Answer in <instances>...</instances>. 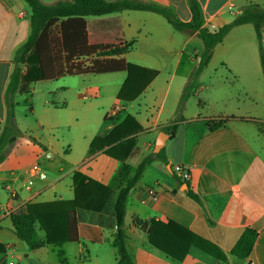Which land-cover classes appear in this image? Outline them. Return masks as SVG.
Returning <instances> with one entry per match:
<instances>
[{
    "label": "crops",
    "instance_id": "1",
    "mask_svg": "<svg viewBox=\"0 0 264 264\" xmlns=\"http://www.w3.org/2000/svg\"><path fill=\"white\" fill-rule=\"evenodd\" d=\"M40 1L46 5L56 3L52 0ZM130 1L167 7L182 22L191 20L188 0ZM197 2L204 26L212 31L231 22L250 4L264 9V0ZM30 14L27 15L22 0H0V133L6 116L5 89L14 67L15 52L29 36ZM113 19L119 20L124 40L134 42L133 50L124 56L125 60L143 68L155 70L149 64L157 63L162 56H172L177 51V70L182 62V50L191 44L200 45V39L195 33L179 32L162 16L153 12L122 11L103 17H88L86 20L89 24H99ZM248 27L253 29L251 24H244L232 29L226 37L231 33L246 32ZM202 50L203 44L200 53ZM194 54L196 57L197 54ZM124 74L122 81L116 85L113 105L105 116V120L111 123L103 133L75 134L71 141L51 144L49 151H45L48 162L41 156L30 163H22L16 157H5L8 161L7 169L0 168V244L4 247V253H0V264H116L115 250L111 245L116 230L113 202L123 186L117 178L122 163L104 154L103 150L90 153L89 149L94 138L105 137L127 116L132 117L141 128L130 137L134 138V144L126 163L133 170L143 158L153 156L154 144L160 132L169 136L163 148L167 162L153 161L147 165L127 198L124 230L126 249L132 263L264 264V84L259 81L254 83L257 91L253 96L245 90L247 104L233 103L230 95L223 100L206 97V103L200 99L194 111L187 114L183 110V120L175 123V134L170 137L163 129L174 124L177 112L174 107L161 121L164 99L157 113L146 117L145 121L130 114L120 116L131 103L147 93L154 82L136 100L124 102L117 98L126 77ZM86 76L90 75L76 77L84 79ZM254 77H258V74ZM203 91L208 95L211 85L198 87L194 94L199 95ZM117 104L122 109L112 114L111 110ZM203 104L212 108V112L202 114ZM37 161L43 165L46 177L43 180L35 178L33 184L26 187L28 168ZM175 165L188 170L189 180H182L173 171ZM75 173L104 188L96 201L97 210L75 209L77 242L30 250L15 235L10 215L5 214L1 207L9 202V190L17 193L15 201L9 204L22 212L33 204L71 201L74 199ZM147 188L156 191V201L151 200ZM2 190L5 196H2ZM189 194L195 195L198 201ZM152 220L172 221L209 241L224 253L226 261H219L196 247H190L182 260L172 259L149 243L148 232ZM138 221L140 225L136 223ZM246 228L256 231L257 237L249 256L239 260L230 251ZM39 234L44 238L43 232ZM53 250L57 251V256H53ZM7 258L13 261L7 263Z\"/></svg>",
    "mask_w": 264,
    "mask_h": 264
},
{
    "label": "trees",
    "instance_id": "2",
    "mask_svg": "<svg viewBox=\"0 0 264 264\" xmlns=\"http://www.w3.org/2000/svg\"><path fill=\"white\" fill-rule=\"evenodd\" d=\"M22 1L30 7V33L15 52L14 67L4 93L6 116L0 133V163L5 160L6 148L14 145L21 136V131L15 123L16 97L29 94L33 83L57 80L64 76L125 72L126 77L117 98L124 102H132L157 76V71L125 60L124 56L133 50L134 42L124 40L119 20L89 24L86 20L88 17H103L122 11H148L162 16L179 32L195 33L203 44L196 75L208 65L213 49L222 43L232 29L251 24L261 50L260 59L264 70V52L261 49L264 9L256 4H250L231 22L212 31L204 26L197 0H188L191 12L189 22H182L171 9L154 3L130 0H69L46 5L40 0ZM190 88L189 82L182 93L174 124L163 129L170 137L175 134L177 128L175 123L183 120V105L190 94ZM140 130L136 121L127 116L108 135L103 138L96 137L90 143V153L103 150L104 154L122 163L117 178L123 186L113 202L116 230L111 245L115 250L116 264H133L126 249L124 230L129 192L147 165L153 161L167 162L164 149H161L155 156L143 158L134 170L126 163L134 144V138L130 137ZM73 184L74 199L71 201L33 204L29 205L25 212L16 210L10 215L15 235L30 250L78 241L75 209L97 210L96 201L104 188L79 173L73 175ZM189 195L198 201L195 195ZM136 223L141 224L139 221ZM39 232H43L44 238ZM148 235L151 245L174 260H182L190 247H196L219 261H226V256L217 246L172 221L152 220ZM256 237V231L246 228L230 254L239 260L246 259L252 251ZM0 253H4L1 244Z\"/></svg>",
    "mask_w": 264,
    "mask_h": 264
},
{
    "label": "rangeland",
    "instance_id": "3",
    "mask_svg": "<svg viewBox=\"0 0 264 264\" xmlns=\"http://www.w3.org/2000/svg\"><path fill=\"white\" fill-rule=\"evenodd\" d=\"M23 4L29 15L30 7L24 1ZM248 28L246 32L231 33L224 38L222 43L213 49L208 65L198 75L195 71L202 49L201 40H199L200 45L191 44L182 50V62L177 70L175 68L177 51L172 56H162L160 60L155 58L158 62L149 64L158 72L151 89L131 103L126 111L120 113V116L130 114L145 121L146 117L157 113L164 99L161 118L163 121L174 107L177 112L182 93L189 82L190 94L183 105V110L187 114L194 111L200 99L206 103V97L211 100H223L230 95L233 103L247 104L248 101L244 97L245 90L253 96L257 91L254 89L256 87L254 83L259 81L260 84H264L261 50L254 30ZM261 49L264 52V32H262ZM194 53L197 54L196 57ZM257 74L258 77H254ZM124 75V72H115L90 75L84 79L64 76L61 77L62 79L38 81L32 84L29 94L16 97L15 123L21 131V136L14 145L7 147L8 159L16 157L22 163H30L37 156H41L45 162H48L45 151H49L51 144L71 141L75 134L103 133L106 126L111 123L105 120V116L113 105L116 85L122 81ZM208 85H211L208 95L205 91L199 95L194 94L198 87ZM82 96L86 98H81ZM203 105L202 114L212 112V108ZM2 163L0 168L7 169V159ZM36 164L44 172L43 165L39 161ZM1 194L5 196L3 190ZM53 252V256H57V251L53 250ZM11 261L13 260L7 258L6 262Z\"/></svg>",
    "mask_w": 264,
    "mask_h": 264
},
{
    "label": "built area",
    "instance_id": "4",
    "mask_svg": "<svg viewBox=\"0 0 264 264\" xmlns=\"http://www.w3.org/2000/svg\"><path fill=\"white\" fill-rule=\"evenodd\" d=\"M122 107L120 105H115L111 112L112 114H117L120 112ZM173 171L180 176V178L184 181L189 180L190 178V173L188 170H186L184 167L175 165L173 167ZM28 175H29V180L27 182L26 187H30L33 184V179L38 178V179H45V174L43 173L42 169L36 164L33 163L29 168H28ZM147 194L150 196L151 200L156 201L157 200V193L153 188H147L146 189ZM17 198V193L15 190L10 189L9 190V202L2 205V209L5 214L11 215L13 212L17 210V207H14L13 205L9 204L15 201ZM11 264V263H10Z\"/></svg>",
    "mask_w": 264,
    "mask_h": 264
},
{
    "label": "water",
    "instance_id": "5",
    "mask_svg": "<svg viewBox=\"0 0 264 264\" xmlns=\"http://www.w3.org/2000/svg\"><path fill=\"white\" fill-rule=\"evenodd\" d=\"M168 135L160 132L156 138L155 144H154V149H153V156H155L161 149L164 148L165 141L168 139ZM48 157H52L48 155ZM170 169V167H168Z\"/></svg>",
    "mask_w": 264,
    "mask_h": 264
}]
</instances>
